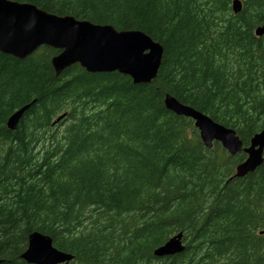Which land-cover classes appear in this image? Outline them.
Returning a JSON list of instances; mask_svg holds the SVG:
<instances>
[{
  "label": "trees",
  "instance_id": "obj_1",
  "mask_svg": "<svg viewBox=\"0 0 264 264\" xmlns=\"http://www.w3.org/2000/svg\"><path fill=\"white\" fill-rule=\"evenodd\" d=\"M18 1L142 30L165 52L145 84L78 64L56 74L48 46L22 59L0 52V264H28L33 230L73 253L70 264H264V161L228 180L245 154L206 148L163 103L170 94L244 143L264 129V36L254 35L264 0H241L236 14L231 0ZM178 231L183 251L152 254Z\"/></svg>",
  "mask_w": 264,
  "mask_h": 264
},
{
  "label": "water",
  "instance_id": "obj_2",
  "mask_svg": "<svg viewBox=\"0 0 264 264\" xmlns=\"http://www.w3.org/2000/svg\"><path fill=\"white\" fill-rule=\"evenodd\" d=\"M233 7L238 10L239 3L234 1ZM262 32L264 27L256 29V33ZM43 44L60 49L51 59L56 73L77 62L92 73L118 71L127 74L135 83L155 77L162 57L161 45L139 32L116 31L110 25L51 14L30 3L0 0V51L23 58ZM165 106L177 114L194 118V125L207 146L216 139L230 154L242 148L234 130L214 123L209 117L172 98L165 99ZM24 110L22 107L8 117L9 129H15ZM263 144L264 130L251 138L249 147L243 148L247 158L237 166L239 175L253 171L261 163ZM180 238L181 233L172 237L156 249L155 254L163 256L182 251ZM22 256L35 264H55L69 258L52 246L49 236L38 232L28 236V247Z\"/></svg>",
  "mask_w": 264,
  "mask_h": 264
},
{
  "label": "bare ground",
  "instance_id": "obj_3",
  "mask_svg": "<svg viewBox=\"0 0 264 264\" xmlns=\"http://www.w3.org/2000/svg\"><path fill=\"white\" fill-rule=\"evenodd\" d=\"M201 4V3H200ZM207 5V4H206ZM228 5V4H227ZM255 5V4H254ZM261 5V4H260ZM222 6V5H221ZM260 7V6H259ZM203 9V8H202ZM211 12V11H210ZM60 16V15H59ZM63 16H65V15H63ZM67 16H69V15H67ZM215 22H216V20H215ZM247 22V21H246ZM220 23V22H219ZM221 24V23H220ZM220 26V25H219ZM248 26V25H247ZM242 27V26H241ZM244 27V26H243ZM246 27V26H245ZM262 27H264V24H261V25H257L255 28H254V35H256V36H264V32H262V33H256V29H261ZM211 28V27H210ZM216 28V27H215ZM219 29H221V28H219L218 27V30ZM222 29H223V27H222ZM214 30V29H213ZM246 30V29H245ZM250 30V29H249ZM123 31H136V32H139V33H141V34H143L144 36H146V37H148L149 39H151L149 36H148V34L146 35L145 34V32H142V30L140 31L139 29L138 30H133V29H129V30H123ZM209 31V30H208ZM215 31H217V30H215ZM239 31V30H238ZM224 34V33H223ZM228 36H229V34H228ZM230 38V37H229ZM232 39V38H231ZM234 39V38H233ZM220 40V39H219ZM229 42V41H228ZM231 42V41H230ZM162 44V43H161ZM163 46V45H162ZM240 46V45H239ZM48 47H51V46H48ZM51 48H53V49H56V50H59L60 51V49H57V48H54V47H51ZM240 49V48H239ZM165 51H164V47H163V53H164ZM1 53H3V52H1ZM59 53V52H58ZM58 53L56 54V55H58ZM4 54H6V53H4ZM55 55V56H56ZM54 57V56H53ZM52 57V58H53ZM51 58V59H52ZM50 63H51V61H50ZM228 65V64H227ZM222 66V65H221ZM158 68L159 67H157V70H156V73H157V71H158ZM229 71V70H228ZM89 73V72H88ZM227 75V74H226ZM233 77V76H232ZM155 77H153V78H151L149 81H147V82H137L136 84H141V83H143V84H145V83H150L151 82V80L152 79H154ZM135 83V82H134ZM172 98V99H174V100H176V101H179L178 99H176L174 96H171L170 94H165L164 95V99H163V103L165 104V99L166 98ZM61 102V101H60ZM30 105H31V103H28V104H26V105H24V106H22V107H25V109H28L29 107H30ZM12 108V107H11ZM12 110V109H11ZM76 120V119H75ZM27 122V121H26ZM152 126V125H151ZM148 129V128H147ZM262 130H264V129H262ZM43 131V130H42ZM165 132V131H164ZM115 133V132H114ZM161 134V133H160ZM167 136V135H166ZM163 137V136H162ZM171 137V136H170ZM48 138V137H47ZM199 138H200V140L201 141H204L202 138H201V136H200V134H199ZM20 140V139H19ZM50 140V139H49ZM173 140V139H172ZM215 143H218L219 145H220V147L222 148V149H224V146L222 145V143L220 142V141H218V140H216V139H213L212 141H211V145L212 146H214V144ZM250 146V144L247 146V147H249ZM255 148H258V146H255ZM263 151H264V144H263V147H262V151H261V159H262V161H261V163L259 164V165H257V167L259 168V166L262 164V162L264 161L263 160ZM3 158V157H2ZM245 161V158H244V160L243 161H241L240 163H238V164H236V166H235V168H234V173H233V176L232 177H230L228 180H230V179H232V178H234V177H243V176H245L247 173H245V174H242V175H239L238 174V172H237V166H239L240 164H242L243 162ZM21 165V164H20ZM262 166V165H261ZM260 166V167H261ZM15 167V166H14ZM222 167V166H221ZM256 167V168H257ZM114 172V171H113ZM253 172V171H252ZM253 178V177H252ZM132 179V178H131ZM250 180V179H249ZM253 184V183H252ZM141 188V187H140ZM180 196V195H179ZM260 196V195H259ZM181 197V196H180ZM215 197V196H214ZM219 197V196H218ZM195 198V197H194ZM245 199V198H244ZM185 200V199H184ZM184 200H182V201H184ZM187 200V199H186ZM185 200V201H186ZM222 200V199H221ZM239 202V201H238ZM220 204V203H219ZM260 204H262V203H260ZM168 205H170V204H168ZM187 205V204H186ZM235 205V204H234ZM245 205V204H244ZM182 206V205H181ZM238 206V205H237ZM248 206V205H247ZM205 207V206H204ZM235 207V206H234ZM172 208H174V207H172ZM181 208V207H180ZM239 208V207H238ZM261 208V207H260ZM175 209V208H174ZM240 209V208H239ZM235 210V209H234ZM176 211V210H175ZM210 211V210H209ZM186 213V212H185ZM256 213V212H255ZM260 213V212H259ZM147 214V213H146ZM197 216H198V220H200V219H202V218H204V216H203V214L202 213H200V215H198L197 213H195ZM194 214V215H195ZM231 216L234 214H231V213H229ZM116 215V214H115ZM229 215V216H230ZM240 215V214H239ZM225 218V217H224ZM241 218V217H240ZM112 219V218H111ZM236 219V218H235ZM187 221V220H186ZM201 221V220H200ZM232 221V220H231ZM200 223V222H199ZM186 224V223H185ZM188 224V223H187ZM8 229V228H7ZM5 231V230H4ZM3 231V232H4ZM230 231V230H229ZM192 234V233H191ZM243 234H245V233H243ZM118 235H120V234H118ZM248 235V234H247ZM241 236V235H240ZM121 237V235L119 236V238ZM234 237V236H233ZM242 237H244V235L242 236ZM249 237V236H248ZM5 238V237H4ZM232 239V238H231ZM249 239V238H248ZM251 239V238H250ZM120 240V239H119ZM122 240V239H121ZM1 241V240H0ZM120 242V241H119ZM184 242V241H183ZM193 242V241H192ZM227 242V241H226ZM1 243V242H0ZM228 243V242H227ZM244 243V242H243ZM242 243V244H243ZM163 244V243H162ZM161 244V245H162ZM240 244V243H239ZM250 244V243H249ZM254 244V243H253ZM1 245V244H0ZM161 245H159V246H157V247H155L154 249H153V251H152V254L154 255V256H156V257H161V256H158V255H156L155 254V250L156 249H158ZM260 245V244H259ZM261 245H262V243H261ZM244 246V245H243ZM255 246V245H254ZM258 246V245H257ZM226 247V246H225ZM248 247V246H247ZM26 248H27V245H26ZM25 248V249H26ZM192 248V247H191ZM222 248V247H221ZM243 248V247H242ZM260 249V248H259ZM1 250V249H0ZM248 250V249H247ZM261 250V249H260ZM183 251V250H182ZM264 251V250H263ZM248 253V252H247ZM259 253V252H258ZM70 254H72L73 255V253H70ZM114 255V254H113ZM75 256H73V258H74ZM73 258L71 259V261H73ZM110 260V259H109ZM204 260V259H203ZM145 262V261H144ZM55 264H70V261H68V262H64V263H62V262H57V263H55Z\"/></svg>",
  "mask_w": 264,
  "mask_h": 264
}]
</instances>
